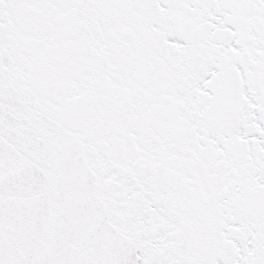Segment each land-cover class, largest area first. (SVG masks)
<instances>
[{"label": "snow or ice", "instance_id": "snow-or-ice-1", "mask_svg": "<svg viewBox=\"0 0 264 264\" xmlns=\"http://www.w3.org/2000/svg\"><path fill=\"white\" fill-rule=\"evenodd\" d=\"M0 264H264V0H0Z\"/></svg>", "mask_w": 264, "mask_h": 264}]
</instances>
